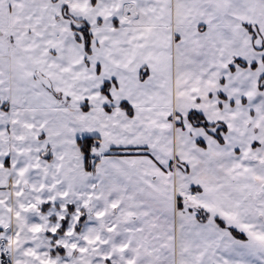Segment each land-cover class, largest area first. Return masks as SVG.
I'll use <instances>...</instances> for the list:
<instances>
[{
    "label": "snow or ice",
    "instance_id": "6c2138e0",
    "mask_svg": "<svg viewBox=\"0 0 264 264\" xmlns=\"http://www.w3.org/2000/svg\"><path fill=\"white\" fill-rule=\"evenodd\" d=\"M0 264H264V0H0Z\"/></svg>",
    "mask_w": 264,
    "mask_h": 264
}]
</instances>
